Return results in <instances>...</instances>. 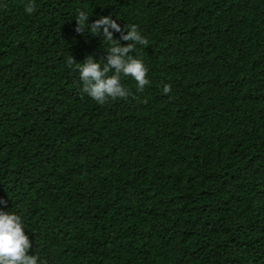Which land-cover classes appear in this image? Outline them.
Masks as SVG:
<instances>
[{
	"label": "trees",
	"instance_id": "16d2710c",
	"mask_svg": "<svg viewBox=\"0 0 264 264\" xmlns=\"http://www.w3.org/2000/svg\"><path fill=\"white\" fill-rule=\"evenodd\" d=\"M28 2L0 0V210L20 216L28 254L264 264V0ZM79 11L137 26L142 92L124 76L127 99L81 91L68 59L111 44L75 32Z\"/></svg>",
	"mask_w": 264,
	"mask_h": 264
},
{
	"label": "clouds",
	"instance_id": "9594fccd",
	"mask_svg": "<svg viewBox=\"0 0 264 264\" xmlns=\"http://www.w3.org/2000/svg\"><path fill=\"white\" fill-rule=\"evenodd\" d=\"M24 10L26 14H32L35 11L33 0H29ZM88 19L89 15L79 11L75 19V32L83 34L87 30L93 36H103L111 47L105 58L100 61L87 56L82 63H76L70 56L67 64L69 67L75 65L74 70H78L81 91L98 104H105L110 100L127 99L131 93L121 83V77L124 76L131 77L136 82L137 92H142L145 86L150 84L147 79L148 69L142 60L129 55L135 50L136 44H148L137 26H124L121 29L110 15L100 17L91 25L87 23ZM114 32L120 33L119 40L113 38ZM120 41L127 42V46L122 47ZM170 92L171 85L165 84L163 93L167 95ZM7 203L6 200H0V206L6 207ZM31 247V241L25 235L20 216L0 210V264H38L39 257L28 254ZM39 264H45V262L40 261Z\"/></svg>",
	"mask_w": 264,
	"mask_h": 264
}]
</instances>
